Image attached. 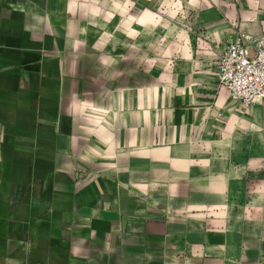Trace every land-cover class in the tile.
<instances>
[{
    "label": "crops",
    "instance_id": "1",
    "mask_svg": "<svg viewBox=\"0 0 264 264\" xmlns=\"http://www.w3.org/2000/svg\"><path fill=\"white\" fill-rule=\"evenodd\" d=\"M82 11L0 0V264H264L259 229L214 212L245 175L264 189L251 176L264 168V109L241 108L218 79L230 41L264 35V9L187 38L205 102L190 87L171 119H146L143 97L140 119L93 103L92 73L113 65L105 47L83 48L97 38H82ZM249 197L264 203V191Z\"/></svg>",
    "mask_w": 264,
    "mask_h": 264
},
{
    "label": "rangeland",
    "instance_id": "2",
    "mask_svg": "<svg viewBox=\"0 0 264 264\" xmlns=\"http://www.w3.org/2000/svg\"><path fill=\"white\" fill-rule=\"evenodd\" d=\"M82 6V38H97L93 45V40L86 39L83 48L105 47L98 50V57H107L109 66L113 65L99 69L97 80L92 73L91 82L97 87L91 92L93 103L107 109L112 117L108 119H140L143 97L146 119H171L175 104L170 99L182 95L186 99L190 87L195 98L205 102V83L189 72L187 38L205 37L207 29L216 30L222 22L226 31L235 29L239 13L264 9V0H82ZM94 8L97 17H88ZM88 19L97 20L96 27H85ZM69 31L73 34V29ZM203 69V65L196 68L198 75ZM254 174L255 179L264 180V168ZM257 191L264 189H256L254 179L245 175L236 188V201L220 208L214 205V212H224L226 220L242 226L252 224L264 240V203L249 197Z\"/></svg>",
    "mask_w": 264,
    "mask_h": 264
},
{
    "label": "built area",
    "instance_id": "3",
    "mask_svg": "<svg viewBox=\"0 0 264 264\" xmlns=\"http://www.w3.org/2000/svg\"><path fill=\"white\" fill-rule=\"evenodd\" d=\"M218 79L243 109H264V35H239L230 41L218 59Z\"/></svg>",
    "mask_w": 264,
    "mask_h": 264
}]
</instances>
